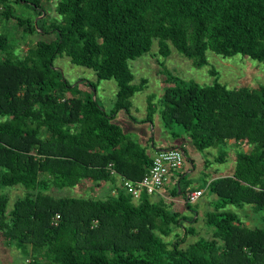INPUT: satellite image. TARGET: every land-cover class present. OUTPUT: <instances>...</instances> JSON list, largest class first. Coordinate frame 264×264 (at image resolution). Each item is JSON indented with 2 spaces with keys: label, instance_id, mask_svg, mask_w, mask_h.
I'll list each match as a JSON object with an SVG mask.
<instances>
[{
  "label": "trees",
  "instance_id": "trees-1",
  "mask_svg": "<svg viewBox=\"0 0 264 264\" xmlns=\"http://www.w3.org/2000/svg\"><path fill=\"white\" fill-rule=\"evenodd\" d=\"M9 1L0 0V19L11 16ZM12 1L41 12L39 0ZM54 12L60 24L48 30L38 21L16 20L26 33L55 31L17 57L2 54L8 45L0 33V188L22 189L9 208L6 192L0 193L3 245L17 249L23 264H264L262 86L227 88L216 77L205 85L165 79L158 114L171 138L179 125L198 151L227 141L249 145L234 153L230 175L206 183L214 198L203 213V226L210 228L205 237L181 246L182 237L195 234L181 221L196 218L186 220L143 192L136 201L122 189L107 197L52 194L97 187L111 176L108 163L130 180L149 166L145 147L112 121L118 110L128 114L129 98L146 83H131L127 60L147 52L155 38L157 53L167 54L168 40L197 67L207 63L206 50L264 64V0H56ZM56 55L91 69L97 80H114L108 112L78 88L83 82L70 85L52 68ZM146 100L148 119L154 110L150 96ZM182 180L175 179L172 197L183 193ZM245 206L259 225L241 221L237 209ZM179 226L180 235L174 231Z\"/></svg>",
  "mask_w": 264,
  "mask_h": 264
},
{
  "label": "rangeland",
  "instance_id": "rangeland-1",
  "mask_svg": "<svg viewBox=\"0 0 264 264\" xmlns=\"http://www.w3.org/2000/svg\"><path fill=\"white\" fill-rule=\"evenodd\" d=\"M8 3L11 8V16L0 19V33L5 35L8 45L7 51L3 52V55L17 57L35 41L54 38L55 31L52 30L45 33L37 29L32 33L23 32L16 20L27 19L32 24L38 21L39 26L45 30H48V26H58L61 18L54 12L56 0H39V11H41L39 15H36L37 9H33L22 2L10 0ZM156 41L155 38L151 40V45L147 52L126 61L127 68L132 76L131 83L136 85L141 78H144L146 83L141 90L135 91L129 98L128 114L123 110H118L112 121L117 123L121 130L127 133L131 139L144 146L146 153L154 146L168 145L170 142L183 150L182 165L176 170L179 175H185L183 176L184 180L180 182V186L186 192L201 188L202 193L195 201L187 203V207L183 202L178 203L176 206L174 201L167 199L164 201L169 209L177 210L186 220L194 216L196 218L195 222L192 221L193 219L188 222L181 221L182 225H191L195 230V234L192 236L188 234L182 237L184 241L180 245L184 246L196 237H205L210 231V228L203 226V213L210 209L208 202L214 198V195L207 190L206 183L209 179L218 177L221 174H231L234 168V153L241 149L239 146L227 145L228 149H226L224 145H217L198 151L192 146L179 125L172 126V131L177 134V137L171 138L167 131L163 129L158 114L162 90L169 84L168 81L165 82V79L177 77L205 85L210 84L216 77L217 81L224 84L227 88L240 86L247 88L264 87V64L240 54L222 57L206 50L207 63L197 67L191 63V60L177 52L168 40L166 41L167 54L164 56L160 55L157 53ZM52 68L58 70L63 79L70 85L83 82L78 88L88 89L92 93L91 97L95 98L106 112L110 110L115 99L116 90L113 79L97 80L91 69L70 63L65 55H56L52 60ZM211 69L215 71L216 75L209 72ZM89 82L93 84L94 88H89L86 85ZM147 96H150V105L154 110L148 119H146ZM220 153L224 156L219 161L216 157ZM191 166H194L195 170L187 172V170H191ZM4 192L8 196L7 208H9L13 199L22 193V189L19 187L0 188V193ZM52 194L73 197L81 195L94 196L88 190L78 191L74 187H65L58 192H53L52 190ZM184 194L185 192L177 196L182 200ZM168 196L172 197L170 193H168ZM177 196L174 198H177ZM154 198L152 197V199ZM237 211L239 216L242 217L243 213L247 214L248 217L252 213L249 209H237ZM256 216L257 214L254 212L253 219H248L250 227L259 225ZM242 217H240L241 221L245 220ZM174 231L180 235L182 227H176ZM19 254L17 249L3 245L0 240V264H23L25 260Z\"/></svg>",
  "mask_w": 264,
  "mask_h": 264
},
{
  "label": "built area",
  "instance_id": "built-area-1",
  "mask_svg": "<svg viewBox=\"0 0 264 264\" xmlns=\"http://www.w3.org/2000/svg\"><path fill=\"white\" fill-rule=\"evenodd\" d=\"M182 161L181 150L176 148L159 149L151 156L149 166L137 180H130L117 175L110 163L106 165V168L109 175L119 177L121 189L128 193L131 199L137 200L142 192L149 195L161 192L165 185H171V188L175 186L174 172L181 167ZM201 193L200 189L187 191L184 200L187 203L193 202ZM57 219L58 215L55 214L51 218V223L55 224Z\"/></svg>",
  "mask_w": 264,
  "mask_h": 264
},
{
  "label": "crops",
  "instance_id": "crops-1",
  "mask_svg": "<svg viewBox=\"0 0 264 264\" xmlns=\"http://www.w3.org/2000/svg\"><path fill=\"white\" fill-rule=\"evenodd\" d=\"M167 141V140H166ZM168 142V141H167ZM227 145H233L234 147H236V146H239L240 147V149L241 150H248V148H249V145H247V144H245V143H239V144H233V143H231L230 141L228 142H226V145H225V148L226 149H228L226 146ZM164 148H176V149H179V150H181V152H182V154H184L183 153V150L181 149V148H179L178 146H176V145H174L173 143H168V145H157V146H154L151 150H149V152L147 153V155L149 156V157H151L157 150H159V149H164ZM189 162L191 163V161L189 160ZM203 163V162H202ZM195 170V167L194 166H191V170H187V172H193ZM227 175H230V174H227ZM174 178L176 179V178H178V177H180V176H185L184 174L183 175H180L179 176V174L178 173H176V171L174 172ZM219 176H225L224 174H221V175H219ZM173 178V179H174ZM210 180V179H209ZM208 180V181H209ZM183 181V180H182ZM207 181V182H208ZM120 179H119V177L117 176V175H111L109 178H108V180H106V181H104V182H101L97 187H92V186H90V184L89 185H84V186H74V188H76V190H82V191H86V190H88V191H90V192H92L93 194H94V196L95 197H107V196H114L115 194H116V192L119 190V189H121V186H120ZM171 185H165L164 186V189L161 191V192H159V193H153V194H149L148 195V198H149V200H151V201H159L160 199L161 200H171V201H174V203L176 204V206H177V204L179 203L180 204V202L182 203H185V194H186V191H183V192H185V194H184V198L182 199V200H180V197L179 196H177V198H174V197H169L168 196V193L170 192V187ZM73 188V187H72ZM200 190H201V188H199ZM179 194H181V193H179ZM152 197L154 198V199H152ZM133 200V199H132ZM133 201H136V200H133ZM244 209H249L250 211H251V209H250V207L249 206H245L243 209H241V210H244ZM171 210H173V209H171ZM252 212V211H251ZM243 215V217L242 216H240V217H242V218H244L245 220H243V222L247 225V226H249L250 227V225H249V223H248V219L249 220H251V219H253L252 218V216L254 215V213L252 212L251 213V215L248 217V215L247 214H245V213H243L242 214ZM195 217V216H194ZM193 217V218H194ZM256 218H257V220H258V215L256 216Z\"/></svg>",
  "mask_w": 264,
  "mask_h": 264
}]
</instances>
